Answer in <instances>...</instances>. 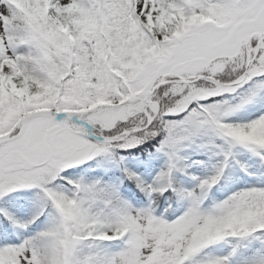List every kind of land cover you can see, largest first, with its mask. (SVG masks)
<instances>
[{"label":"snow or ice","instance_id":"6c2138e0","mask_svg":"<svg viewBox=\"0 0 264 264\" xmlns=\"http://www.w3.org/2000/svg\"><path fill=\"white\" fill-rule=\"evenodd\" d=\"M0 264H264V0H0Z\"/></svg>","mask_w":264,"mask_h":264}]
</instances>
